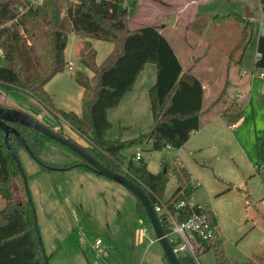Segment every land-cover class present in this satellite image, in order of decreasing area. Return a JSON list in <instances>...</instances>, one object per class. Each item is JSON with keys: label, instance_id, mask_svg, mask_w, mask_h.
I'll return each instance as SVG.
<instances>
[{"label": "trees", "instance_id": "1", "mask_svg": "<svg viewBox=\"0 0 264 264\" xmlns=\"http://www.w3.org/2000/svg\"><path fill=\"white\" fill-rule=\"evenodd\" d=\"M139 1L134 0L128 9L123 0H43L38 7L29 6L26 0H0V48L3 51L0 85L15 87L33 98L43 109L65 121L85 137L88 147L83 149L90 156L140 187L151 205H154L155 197L164 200L168 181L166 172L150 173L142 157L138 161L134 159L135 153L124 167L123 151L138 147L144 142L150 143L152 151L181 149L191 134L200 129L201 117L208 114L226 93L223 91L216 101L203 108V87L200 80L192 74L191 69L183 70L174 50L160 32L161 28L141 26L131 29V21L140 7ZM259 4L264 21V0H259ZM232 17L236 20L240 37L228 60L232 62L233 53L238 52L236 64L240 65L243 51L254 37L256 25L250 19H242L237 15ZM225 18L217 16L200 20H206V23ZM70 34L85 42L92 39L109 42L114 46L100 67L86 56L81 59L82 66L96 74V84L91 88L92 96L81 110L80 116L56 110L45 90L46 84L67 67L64 53ZM257 53L260 57L254 68L264 75V36L258 39ZM146 64L156 67V81L148 92L153 128L148 134L132 140L106 139V132L111 126L107 112L117 107L124 95L132 89ZM76 80L86 90L90 89L89 84L82 81V76H78ZM242 116L243 108L236 101L222 112V118L229 126L236 124ZM12 126L24 140L41 171L49 172L45 166H51L63 169L61 171L77 168L90 172L85 166L86 162L67 147L34 129ZM46 142L66 149L78 160L64 165L44 161L41 154ZM15 146L23 149L13 134L8 136L5 144L4 133L0 131V196L4 201L0 210V264H45L48 263V258L38 241L40 235L35 212ZM257 151L260 160L264 162V137L257 140ZM172 174L176 180V188L165 200L166 203L191 198L197 187L192 184L188 170L180 166L173 168ZM14 182L21 185V203L14 201V193L11 191ZM135 200L138 217L149 225L144 208ZM196 211L204 212L202 209ZM180 213L189 217L192 211L186 209ZM206 214L212 225H217L215 215L209 211ZM159 221L164 233L168 234L170 229L161 217ZM170 245L174 247V243ZM197 250L210 251L215 264H250L228 258L219 234L209 242L198 241ZM177 258L180 264H196L189 254L178 255ZM164 261L169 264L165 258Z\"/></svg>", "mask_w": 264, "mask_h": 264}, {"label": "rangeland", "instance_id": "2", "mask_svg": "<svg viewBox=\"0 0 264 264\" xmlns=\"http://www.w3.org/2000/svg\"><path fill=\"white\" fill-rule=\"evenodd\" d=\"M123 1L127 7L131 5L130 0ZM145 2L143 0L141 3L142 7L138 17L137 14L133 17L130 24L131 29L136 26L161 25L162 30L166 26L167 30L164 31L163 36L179 55L182 68L186 70L194 65L195 59L207 54L203 61L194 66L193 73L200 80H204V76L209 70L207 65L213 62L216 65L217 74L215 76L222 85L226 82V72H228L226 69L230 64L228 56L232 52L239 35L236 20L232 16L237 15L245 18V16L251 15L250 20L257 27L264 23L259 0H209L208 3L201 4L200 8L210 10L211 14L226 18L216 22L210 20L206 23V20L198 19L188 27L183 26L186 21L176 22L170 17L162 19L161 16H156L154 10H150ZM198 29L201 30L200 35L196 32ZM81 41L74 34L68 36L64 53L67 67L62 73L54 76L45 86L55 109L73 112L78 116L81 115V110L91 98V88L93 89L96 84V74L85 69L81 64V59L86 56L88 60L95 62L96 66L100 67L114 48L113 44L109 42L89 39L87 46H84ZM256 45L254 38L244 49L240 65L239 63L236 64L239 57L238 52L233 53L230 77L232 72H235V66L237 69L242 68L241 70L246 75L251 74L257 59ZM2 62L0 58V65ZM69 66H72L73 70L69 71ZM78 76H82V81L89 84V90L77 83L76 78ZM228 91L231 96H234L235 92L229 87ZM221 101L230 106L235 101L240 102V99L233 100L224 96L219 102ZM210 102L211 100L206 97L203 101V107L207 108ZM240 104L243 106L245 102H240ZM0 105L18 110L23 109V107L31 108L34 106L38 108L36 115H33L32 110L21 111L30 114L32 117L35 116L34 118L39 122L53 128L54 131L61 133L82 148L88 147L84 136L74 131L61 118L55 117L43 109L33 98L15 87L0 85ZM256 123L259 127L258 117ZM152 128L153 121L151 112L148 110L135 126L123 123L110 126L106 132V139L132 140L140 135L148 134ZM258 138L261 139V135ZM190 139L179 150L165 148L162 151H152L150 143L144 142L138 147L123 151L122 162L126 167L132 155L139 151L150 173L166 172L168 181L164 191V200L170 197L176 187V180L172 174L173 168L186 167L192 174L191 177L203 184V187L198 186L199 188L195 190L192 197L194 202L203 209L215 210L220 215L221 240L225 255L240 263H245L247 251L259 246L264 231L263 225L255 226L256 222L254 221L263 214L264 210L263 208L252 207L255 204L258 205L254 198L258 200L257 198L264 196V162L258 157L259 161L257 159L254 162L255 165L250 161L244 163L242 159L232 154L229 155L225 146L220 145V143L215 142L209 147L207 143L204 144V133L199 136L193 133ZM198 144L203 150H196ZM15 149L27 179L26 185L30 193L38 232L44 253L48 258V264L97 262L98 257L90 248L97 236L107 241L111 240L114 248L105 260L104 258L101 259L103 264H148L150 259L148 254L152 251L149 250L148 253L145 251L147 243L138 249L127 245L129 236L132 235L134 238L135 230L140 227L137 223L136 200L132 194L120 185L100 176H97L99 180L91 186H86V182L82 181L73 188V183L70 181L73 176L69 175L81 170L75 168L65 172L41 171L40 165L24 149L18 146H15ZM41 158L55 165H64L67 162L78 160L66 149L51 142L44 144ZM79 184H83L84 189H80L82 187H79ZM231 185H235L237 189L231 190ZM224 190H227L228 193L223 194ZM11 191L14 193V201L21 203L23 193L20 183L14 182ZM62 204L69 207L67 212L61 208ZM73 205H77V207L82 205V210L76 213L71 212V207H76ZM3 206L4 201L0 196V210ZM64 221L69 222V231L63 233L64 224L62 223ZM148 227L151 230V235L155 237L151 226ZM153 247L161 249L157 242ZM207 253L204 258L198 255V261L205 264L210 260L213 264V254ZM76 254H79L82 261L76 258Z\"/></svg>", "mask_w": 264, "mask_h": 264}, {"label": "crops", "instance_id": "3", "mask_svg": "<svg viewBox=\"0 0 264 264\" xmlns=\"http://www.w3.org/2000/svg\"><path fill=\"white\" fill-rule=\"evenodd\" d=\"M130 1H131V5L128 7V9H130V7L132 6L134 2V0H130ZM142 1L143 0L139 1L140 7L137 13V17L140 14V10L142 7V4H141ZM145 1H146L145 2L146 6L150 10H154V13L156 14V16H161L162 19L164 17H170L176 22L186 21V23L183 25L184 27H188L192 22H195L198 19H202V18L212 19L213 17H217V16L221 17L217 14H211L210 10H205V9L200 8L201 4L208 3L209 0H145ZM241 18L245 19L244 17H241ZM139 27L140 26H136L134 29H137ZM158 27H161V25H158ZM165 30H167L166 26L162 28V30H160L162 35H164L163 33ZM196 32L198 35L201 34L200 29H198ZM262 33H264V23H261L259 27L256 26L255 28V34H254L253 39L254 38L256 39V44L258 42L259 37L262 36ZM238 34L239 35L236 38L235 45L237 44L239 37H240L239 31H238ZM81 43L82 45L86 46L88 42L81 41ZM256 50H257V45H256ZM174 53L177 59L179 60V55L175 51ZM206 56L207 54H204V56H201L195 59L194 65H192L191 67L187 69H191V72L194 75L193 73L194 66L197 63H200L201 61H203V59ZM256 56H257V53H256ZM229 63L230 64L226 69L228 70V72H226L227 73L226 82L223 85L220 82H218L219 79L215 76L217 72L215 70L216 65L213 64V62L207 65L209 67V70L206 72V76H204L205 77L204 80H200L198 78L203 87V101L206 97L210 99L211 102L208 104L209 106L211 103L216 101V99L219 98L220 93L224 91L226 93L225 98L228 97L233 100L238 98L240 99V102H243V103L245 102V105L243 106L240 104V102H238L243 108L242 119H240L234 125H230V126L227 125L222 118V112L229 105L226 102L221 101L218 104H216L208 114L201 117L200 129L194 133H196L198 136L204 133L205 135L204 144L207 143L209 147L214 145L213 143L215 142L220 143V145L225 146L226 151H228L229 155L232 154L235 157L242 159L244 163L245 161L246 162L250 161L252 164H254V162L257 161V159L259 161V158H258L259 155L257 151V140L259 139L258 136L261 135V137H264V75L261 76L260 75L261 72L259 73L258 71L256 72L255 68L251 72L250 75H246V73L241 70L242 68L237 69L236 66L233 65L235 66L234 67L235 72H232V76L230 77L229 72L231 69L232 62L230 61ZM218 66L219 64L217 62V67ZM183 70L185 71V69ZM155 81H156L155 65L146 64L143 70L137 76L132 89L124 95V97L121 99L117 107L107 112L106 116H107V119L111 127L113 124H116V123L118 124L123 123L129 126H135L139 123L141 116L144 115L146 111L150 110L148 92L150 88L155 84ZM228 87L232 91L235 92L234 96H231L229 94ZM21 110L23 111L32 110L34 113L33 115H36L38 108L34 106H32L31 108L23 107V109ZM60 111H63V110H60ZM39 114L42 115L41 113ZM257 117L259 118V121H260L259 127L257 126V123H256ZM197 147H198L196 148L197 151L203 150L201 148V145L198 144ZM57 172H65V171H57ZM188 172L190 173L189 170ZM190 175L192 176L191 173ZM69 176H73V178L70 180L73 183V188L77 187V184L82 181L86 182L87 184L86 186H91L94 182H97V180H99V177H97L98 175L92 172L84 171V170L73 172ZM191 180L195 183H198L200 188L203 187V184L201 183V181L194 179L193 177H191ZM79 187H82L80 189H84L83 187L85 186L83 184H79ZM199 187H197L196 189H198ZM232 189L236 190L237 187L235 185H231V190ZM222 193L226 194L228 193V191L224 190V192ZM250 195L252 196L251 193ZM257 199L258 200L254 198L255 202L258 203V205L255 204V206L253 205L252 207L263 208L264 210V200H263L264 196L257 198ZM261 200H263V202H261L263 204L259 203V201ZM73 206H76V207H71V212L76 213L79 210H82V205H80L79 207H77V205H73ZM61 208H64V212H67L69 207L63 205ZM208 211H211L216 217L217 226L219 230L218 234H219V237L221 238L222 230L220 226V215L215 210H208ZM137 220H138L137 223L140 225V227L135 230L134 238L132 237V235L129 236V239L127 240V245H130L131 247L138 249L139 247H143V244L145 245L147 243L145 251H147V253L149 250L152 251L151 253L149 252L150 254H148L150 257L148 264H165L164 254H163L162 249H157L153 247L155 242L157 241L155 237L151 235V230L148 227L149 225L145 224L138 217V215H137ZM254 221L256 222L255 226L263 225L264 227V212L260 217L257 218V220H254ZM62 224H64L63 233L68 232L69 222L64 221ZM144 229L147 231L146 236L142 235V232ZM262 234L263 235L261 237L259 246L251 251L250 250L247 251L245 263L264 264V231L262 232ZM97 240L101 241V245L99 246L98 250L94 248V243ZM90 248L98 257V261L97 262L94 261L92 263L86 262L85 264H103L101 259L104 258L105 260V258H107V256L109 255V252L114 249L112 247L111 240L107 241L105 239L99 238L98 236L95 238V240H93ZM197 251H198V255L201 256L202 258L206 257L205 254H208L207 252L203 250H197ZM76 258L82 261L79 254H76ZM199 264H202V263L199 262ZM205 264H212V263L210 260H208L207 262H205ZM213 264H215V261Z\"/></svg>", "mask_w": 264, "mask_h": 264}, {"label": "water", "instance_id": "4", "mask_svg": "<svg viewBox=\"0 0 264 264\" xmlns=\"http://www.w3.org/2000/svg\"><path fill=\"white\" fill-rule=\"evenodd\" d=\"M252 16H245V19H251ZM262 36H264V33H262ZM12 125H19L28 127L31 129H34L41 133L42 135L48 137L49 139L67 147L74 153H76L81 159H83L86 162V168L100 176L103 177L109 181H112L121 187L125 188L132 196L137 199L142 207L144 208V211L146 213V216L149 220V225L152 228V231L154 233L155 239L157 243L161 246V249L164 254V258L169 264H180L177 256L173 252L167 237L162 229V226L160 224V221L155 214L153 207L146 196V194L142 191L140 187L132 183L130 180L125 178L122 175H119L117 173L112 172L102 164H100L96 159H94L92 156H90L81 146L77 145L76 143L70 141L68 138L63 137L58 132L52 130L50 127L44 125L43 123L39 122L37 119L32 117L26 112H23L18 109L14 108H6L0 106V131L4 133V143L7 144V138L10 134H13L16 139L19 141V143L23 146V149L31 156V153L26 146L24 140L20 136V134L17 132V130ZM12 157L16 159V156L11 153ZM32 157V156H31ZM50 171H61L63 169L51 167V166H45ZM24 181L25 180V176ZM34 209V208H33ZM39 244L41 245V238L38 236ZM45 264H48L47 262Z\"/></svg>", "mask_w": 264, "mask_h": 264}, {"label": "built area", "instance_id": "5", "mask_svg": "<svg viewBox=\"0 0 264 264\" xmlns=\"http://www.w3.org/2000/svg\"><path fill=\"white\" fill-rule=\"evenodd\" d=\"M26 1L31 7L41 6L43 2V0ZM2 57L3 51L0 48V58ZM259 57L260 55L257 53V59ZM68 70H73L72 66H69ZM260 75H263L262 72ZM141 157L142 155L139 151L135 152L134 159L136 161L140 160ZM192 184L195 187L199 186L198 183H195L193 181ZM192 197L187 200H180L176 203H166L165 200H160L155 197V204L152 205V207L158 219L159 217H161L167 227L170 229L169 233L165 235L169 244L174 243V247H172L171 245L170 246L175 255L178 256L189 254L194 258L196 264H199L197 259V242H209L213 240L215 235L218 234L219 230L217 225H212L206 214L207 210L197 205ZM186 209H190L192 211L189 217H185V213H180V211H185ZM196 209H202L204 210V212H197ZM142 235H147V231L145 229L143 230ZM100 245L101 241L97 240L94 243V248L98 250Z\"/></svg>", "mask_w": 264, "mask_h": 264}]
</instances>
